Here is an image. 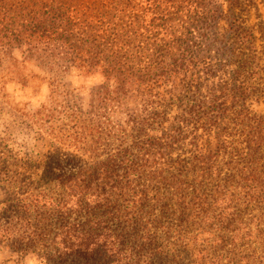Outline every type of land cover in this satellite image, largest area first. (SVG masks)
Masks as SVG:
<instances>
[{
    "label": "trees",
    "instance_id": "trees-1",
    "mask_svg": "<svg viewBox=\"0 0 264 264\" xmlns=\"http://www.w3.org/2000/svg\"><path fill=\"white\" fill-rule=\"evenodd\" d=\"M257 3L0 0L16 20L36 12L47 23L39 13L48 8L62 26L55 40L73 53L97 35H109L115 56L127 43L148 51L153 85H164L151 91L144 119L160 135L144 138L138 124L132 145L59 173L52 195L25 199L21 224L33 227L29 244L45 248L46 264H264V114L251 108L264 101V21L260 37L248 22ZM178 20L171 39L158 37ZM49 31L36 27L31 37ZM246 239L260 246L245 253Z\"/></svg>",
    "mask_w": 264,
    "mask_h": 264
},
{
    "label": "rangeland",
    "instance_id": "rangeland-1",
    "mask_svg": "<svg viewBox=\"0 0 264 264\" xmlns=\"http://www.w3.org/2000/svg\"><path fill=\"white\" fill-rule=\"evenodd\" d=\"M257 2L248 22L260 37L264 2ZM11 14L0 7V264H46L45 248L29 244L33 227L21 224L27 197L42 191L41 195H52L59 173L96 163L119 145H132L138 124L144 138L160 135L144 119L149 117L151 99L156 98L151 91L164 85L161 81L153 85L154 73L147 72L149 52L140 47L121 43L118 47L124 50L115 56L106 48L112 41L109 35H97L82 52L73 53L66 43L55 40L52 32L62 31V26L48 8L39 13L47 19L44 24L32 18L36 12L29 20H16ZM72 14L78 13L72 9ZM116 21L107 27H114ZM179 23L162 26L158 37L171 39L169 32ZM47 24L49 35L40 32L41 36L31 37L33 29H45ZM104 28L95 31L106 33ZM18 32L20 40H14ZM193 36L199 40L200 31L194 30ZM258 43L262 49L264 42ZM251 108L264 114V101L253 100ZM175 113L171 111L170 119ZM241 242L245 253L260 246L256 240ZM176 249L186 256L182 247ZM184 264L197 263L185 258Z\"/></svg>",
    "mask_w": 264,
    "mask_h": 264
}]
</instances>
